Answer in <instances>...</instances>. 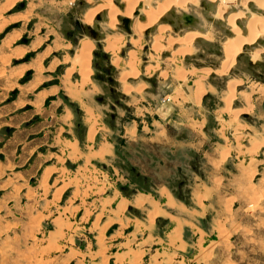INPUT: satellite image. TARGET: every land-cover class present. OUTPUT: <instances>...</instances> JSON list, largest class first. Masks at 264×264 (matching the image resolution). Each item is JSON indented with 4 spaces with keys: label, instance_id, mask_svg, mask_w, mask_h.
Returning a JSON list of instances; mask_svg holds the SVG:
<instances>
[{
    "label": "rangeland",
    "instance_id": "obj_1",
    "mask_svg": "<svg viewBox=\"0 0 264 264\" xmlns=\"http://www.w3.org/2000/svg\"><path fill=\"white\" fill-rule=\"evenodd\" d=\"M202 2L188 5V15L207 17L211 10ZM99 4L0 0V71L14 72L0 80V112L17 110L0 122L50 111L59 101L56 114L68 108L69 136L88 152L74 161L59 152L51 133L34 167L27 169L28 155L9 163L0 154V264H264V37L257 57L245 49L227 75L216 74L228 34L209 17L208 27L196 25L214 40L194 42L174 64L168 59L178 46L154 54L144 35L139 50L125 42L115 56L120 66L112 68L99 43L108 32L106 14L98 13L91 29L81 25ZM184 14L165 16L174 24L171 37L191 28ZM114 32L131 35L122 21ZM86 42L93 51L83 84L84 68L74 57ZM131 50L141 87L126 96L133 102L121 94L118 77L128 71ZM239 80L231 98L228 85ZM197 82L205 88L199 103ZM87 130L91 146L82 144ZM9 136L1 131L0 144ZM103 142L111 154L101 161L93 153ZM159 186L174 204L165 203Z\"/></svg>",
    "mask_w": 264,
    "mask_h": 264
},
{
    "label": "bare ground",
    "instance_id": "obj_2",
    "mask_svg": "<svg viewBox=\"0 0 264 264\" xmlns=\"http://www.w3.org/2000/svg\"><path fill=\"white\" fill-rule=\"evenodd\" d=\"M86 1L89 2L91 0ZM201 1H203L202 5L211 10L210 13L206 14L207 17H201L203 19L199 18L198 21L202 24L201 26L208 27L206 19L208 20L210 17L214 21L221 22L225 28V32L228 34L223 39L220 48L218 49L222 51L223 59L219 69L215 71L216 74L227 75L235 65L238 55L245 49H248L255 57L263 52V48L259 47L257 44L259 38L264 37V0H100V4L97 7L87 10L83 15L81 25L84 29H86L85 27L91 29L94 24L95 16L102 11L106 14V28L108 32L106 31L107 33H105L102 28V32H104L103 34H105V36L99 43L103 45L104 52L112 60L113 68L120 66L119 60H115V56H117L119 51L122 52L125 42L128 40L130 46L138 49L142 47L141 45L144 41V35L150 36V41H152L150 51L154 54H159L164 50L167 51L178 46L172 51V58L170 57V59H168L174 64L176 56H185L191 53L194 42H200L202 40L203 42L209 43L214 40L212 32L206 30L207 32L203 33L204 31L200 28L201 26L199 24L189 26L191 28H187L186 30L182 29L181 36L176 35V37H171L169 35L174 24L172 21L166 20L167 18L165 19V16L173 14L174 12L176 14L181 13V11L185 14H189L190 12H188L187 6H198ZM15 2L16 0H12V4ZM229 2L230 5H228ZM123 19L128 20L127 31L130 32L131 35L125 36L124 34H117L114 32L119 22ZM198 30H200V32H198ZM163 43H165V46ZM92 51L93 45L86 42L81 50L82 54L74 57V61L84 68L81 75L83 84H86L90 78V57ZM136 52L131 50L127 53L129 57L126 59L128 60L126 63L128 71L122 73L119 78V82L123 85L125 96L131 95L135 92L137 93L141 89L140 84L138 87L135 86L134 88L127 83L129 81L132 83L136 82L139 77ZM150 69L151 66L148 70ZM205 72L209 74L211 70ZM9 74V71H3L0 78L5 79L10 77ZM178 74L179 76H177V74H175V76L179 77V82L183 83L186 81L184 80L185 75L183 73ZM201 81L203 80L201 79ZM240 84L241 81L229 83L228 91L230 92L229 94H231V98L234 96L236 86ZM195 87L196 91L193 97L195 102L199 103L201 97L205 94L204 84L197 82ZM190 91H188V93ZM63 142V145L66 147L73 144V141L71 142L70 140H64Z\"/></svg>",
    "mask_w": 264,
    "mask_h": 264
},
{
    "label": "crops",
    "instance_id": "obj_3",
    "mask_svg": "<svg viewBox=\"0 0 264 264\" xmlns=\"http://www.w3.org/2000/svg\"><path fill=\"white\" fill-rule=\"evenodd\" d=\"M104 55V59L107 61V63H109L110 67L113 68L112 65V60L110 59V57L103 52ZM238 61H240L238 59ZM248 66L249 67H253V66H257L256 62H251V60L248 61ZM6 70H13V68H9ZM5 71V70H3ZM3 71H0L3 72ZM247 72L249 73V71L246 69H244V73ZM244 73H239V78L240 77H248L246 74ZM250 74V73H249ZM12 76H14V72L13 74L6 78V79H0L2 81H9ZM120 78V75L118 76ZM260 77H263L262 75H260ZM241 81V80H239ZM242 82V81H241ZM130 83V81H129ZM132 83V82H131ZM138 82H133L132 86H136ZM243 83V82H242ZM242 85V84H241ZM122 86V85H121ZM120 86V87H121ZM121 94L124 96L123 92V86L121 87ZM45 93V92H44ZM55 93V89H52L47 91L48 96L51 94ZM46 94V95H47ZM138 94V93H137ZM47 97V96H46ZM45 97V98H46ZM125 99L129 98L130 102L134 101V96H130V97H124ZM131 98V99H130ZM44 99V98H43ZM52 103H56L57 106L60 105L59 101H53ZM56 106V107H57ZM56 107L51 108V110L49 111V109H45V110H41V109H32L31 110V114L30 116H26V118L20 119V120H16V122H12V121H8L6 122H0V132H5V133H10V136L8 137L7 141L5 143L0 144V154L3 155L4 159L7 160L9 163H11L12 161L14 162L13 158H18L20 156L28 155L27 160H26V164H27V169H29L30 167H34L36 165V156H41L44 157L45 154H43L42 149H44V147H46V141H48L49 138V134L54 133V135L52 136V140L55 141L58 147H59V152L62 153L63 155L67 156H74V161H77L78 159L82 158V155L87 154V153H82L78 151V145L76 144V140L73 138V136H69L70 133L72 132V125L70 124V119L72 118V115L70 113V111L68 110L67 107L62 106V108L60 109L61 114H56ZM189 109V108H188ZM17 110L15 109H7V111H3L0 112V120H4L7 117H10L11 115H13L14 113H16ZM19 112V111H18ZM26 114H28L26 112ZM43 115V116H42ZM36 117L38 120L35 121ZM114 118V117H112ZM252 118V117H251ZM244 119L246 120H250L248 115H244ZM253 119V118H252ZM71 125V127H70ZM52 128L53 130H48L49 128ZM68 128V130H66V128ZM101 133V132H100ZM16 134V135H15ZM68 134V136H67ZM15 135V136H14ZM14 137H17V140L14 141ZM103 140L106 139L105 137L102 138ZM66 140H70L73 144L71 146H64L63 145V141ZM93 140V136L91 134V131L87 130L86 134H85V138H84V143H82L83 145L87 144L88 146H91V142ZM101 148L98 150H95L93 155L94 158H99L101 161L106 160V157H109L111 154V150L108 146V144H104L101 143ZM106 151V153H105ZM46 168L49 167H45L44 169H42V174H44L46 172ZM112 171L115 175H118L116 173H118V169H115L113 166L111 167ZM2 187H0L1 189ZM158 192L161 194L162 197L165 198V203H169V204H174V201L172 199L169 198L167 192L164 190L165 188L163 186H159L157 187ZM137 197H140L137 195ZM131 206L126 205V209L130 208Z\"/></svg>",
    "mask_w": 264,
    "mask_h": 264
},
{
    "label": "water",
    "instance_id": "obj_4",
    "mask_svg": "<svg viewBox=\"0 0 264 264\" xmlns=\"http://www.w3.org/2000/svg\"><path fill=\"white\" fill-rule=\"evenodd\" d=\"M97 19H101V16H97ZM181 19L183 20L184 24L186 26H195L199 21L196 17L192 16V15H188V14H184L181 16ZM122 23L124 24L125 28L127 29V23L128 20L127 19H123ZM89 28H86V30ZM91 35L95 38L96 36H98L97 32L94 30H90ZM264 44V43H263Z\"/></svg>",
    "mask_w": 264,
    "mask_h": 264
},
{
    "label": "flooded vegetation",
    "instance_id": "obj_5",
    "mask_svg": "<svg viewBox=\"0 0 264 264\" xmlns=\"http://www.w3.org/2000/svg\"><path fill=\"white\" fill-rule=\"evenodd\" d=\"M103 58H104V55H103Z\"/></svg>",
    "mask_w": 264,
    "mask_h": 264
}]
</instances>
